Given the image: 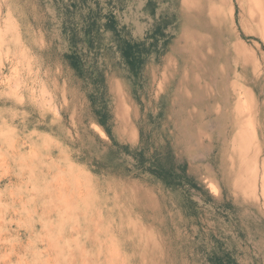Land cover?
I'll return each mask as SVG.
<instances>
[{
  "label": "rangeland",
  "instance_id": "rangeland-1",
  "mask_svg": "<svg viewBox=\"0 0 264 264\" xmlns=\"http://www.w3.org/2000/svg\"><path fill=\"white\" fill-rule=\"evenodd\" d=\"M263 107L264 0H0V264H264Z\"/></svg>",
  "mask_w": 264,
  "mask_h": 264
},
{
  "label": "trees",
  "instance_id": "trees-1",
  "mask_svg": "<svg viewBox=\"0 0 264 264\" xmlns=\"http://www.w3.org/2000/svg\"><path fill=\"white\" fill-rule=\"evenodd\" d=\"M137 46H138V44L125 43L124 46L122 47V53L127 58L129 65L138 63V61L136 60V56H134V52H133ZM132 60H134V61H132ZM133 62H135V63H133ZM135 65H133V66H135ZM77 71L79 74H82L80 68L79 69L77 68ZM90 98H91V101L93 102V100H94L93 95H91ZM98 122L101 126L104 125V119H100ZM139 156H141V152H139ZM153 173H155L157 176L163 178L168 183H171V180H174V176H177V175H175V173L172 174L171 172L170 173L169 172L164 173L165 175H163V171H160L158 168L154 169ZM192 186H196V185L194 184ZM209 260L212 262V264H237L229 255L216 256V255L212 254L209 257Z\"/></svg>",
  "mask_w": 264,
  "mask_h": 264
},
{
  "label": "bare ground",
  "instance_id": "bare-ground-1",
  "mask_svg": "<svg viewBox=\"0 0 264 264\" xmlns=\"http://www.w3.org/2000/svg\"><path fill=\"white\" fill-rule=\"evenodd\" d=\"M166 1V0H165ZM161 2V1H160ZM251 2V1H250ZM144 3V2H143ZM156 3V2H155ZM180 3V2H179ZM249 3V2H248ZM251 4V3H250ZM168 5V4H167ZM180 5V4H179ZM252 6H253V4H251ZM125 6V5H124ZM232 6V5H231ZM252 6H251V8H252ZM155 7V6H154ZM170 7V6H169ZM181 7V6H180ZM116 8V7H115ZM131 8V7H130ZM167 8V7H166ZM218 8H219V6H218ZM233 8V7H232ZM182 9V8H181ZM253 9H254V6H253ZM137 10V9H136ZM168 10V9H167ZM213 10V9H212ZM255 10V9H254ZM160 11V10H159ZM256 11V10H255ZM134 12V11H133ZM136 12V11H135ZM139 12V11H138ZM190 13V12H189ZM136 16H137V13H136ZM169 16V15H168ZM208 16V15H207ZM215 17V16H214ZM144 20V19H143ZM142 20V21H143ZM210 20V19H209ZM212 20V19H211ZM173 22V21H172ZM209 22V21H208ZM158 23V22H157ZM174 24V23H173ZM159 26V25H158ZM157 26V27H158ZM222 27V26H221ZM158 29V28H157ZM156 30V29H155ZM159 30V29H158ZM196 30V29H195ZM153 31V30H152ZM189 31V30H188ZM215 31H217V29L215 30ZM157 32V31H156ZM161 32V31H160ZM181 33V32H180ZM173 34V33H172ZM261 34V33H260ZM156 35H158V33L156 34ZM182 36V35H181ZM163 37V36H162ZM180 37V36H179ZM37 40V39H36ZM179 43V42H178ZM240 44V43H239ZM185 45V44H184ZM186 46V45H185ZM159 48V47H158ZM180 49H181V47H180ZM157 50V49H156ZM183 51V50H182ZM191 51V50H190ZM186 53V52H185ZM156 54V53H155ZM170 57H172V56H170ZM169 57V58H170ZM186 57H188V56H186ZM168 58V60L170 61V59ZM172 59V58H171ZM186 59V58H185ZM173 60V59H172ZM132 61H134V60H132ZM133 63H135V62H133ZM189 63H190V61H189ZM136 64V63H135ZM135 64H132V65H135ZM174 64V63H173ZM189 65V64H188ZM167 67V66H166ZM191 67V66H190ZM192 68V67H191ZM186 69V68H185ZM183 70H184V67H183ZM183 70H182V72H183ZM192 70V69H191ZM185 71V70H184ZM163 72V71H162ZM140 73V72H139ZM172 73H173V70H172ZM192 74V73H191ZM165 75V74H164ZM182 75V74H181ZM180 76V75H179ZM162 78V77H161ZM165 78V77H164ZM165 79H167V78H165ZM164 79V80H165ZM168 80V79H167ZM117 81V80H116ZM183 81V80H182ZM184 81H186V80H184ZM193 81V80H192ZM210 81H212V80H210ZM166 82V81H165ZM177 82V81H176ZM231 82V81H230ZM115 83V82H114ZM140 83V82H139ZM202 83V82H201ZM213 83V82H212ZM229 83V82H228ZM178 84V83H177ZM231 84V83H230ZM158 85H160V84H158ZM179 85V84H178ZM229 85V84H228ZM116 86H118V85H116ZM119 87V86H118ZM157 88H159L158 86H156ZM178 87V86H177ZM176 87V88H177ZM181 87V86H180ZM210 87V86H209ZM230 88H231V86H229ZM115 88V87H114ZM173 88H175V87H173ZM183 88H184V84H183ZM180 89V88H179ZM192 89V88H191ZM195 89V88H194ZM202 89V88H201ZM233 89V88H232ZM160 90V89H159ZM178 90V89H177ZM226 90V89H225ZM116 91V90H115ZM199 91V90H198ZM202 91V90H201ZM117 92V91H116ZM188 92V91H187ZM209 92V91H208ZM224 92V91H223ZM230 92H231V90H230ZM233 92V91H232ZM173 93H174V91H173ZM210 93V92H209ZM239 93V92H238ZM233 94V93H232ZM194 95V94H193ZM227 95V94H226ZM209 96V95H208ZM211 96V95H210ZM207 97V96H206ZM226 97V96H225ZM236 98V97H235ZM234 98V99H235ZM231 99V98H230ZM175 100V99H174ZM180 101V100H179ZM223 101V100H222ZM226 101H228V100H226ZM236 101V100H235ZM234 102V101H233ZM233 102H231V103H233ZM253 102V101H252ZM174 103V102H173ZM181 103V102H180ZM249 103V102H248ZM234 104V103H233ZM174 105V104H173ZM185 105V104H184ZM182 106V105H181ZM233 106V105H232ZM231 106V107H232ZM251 106V105H250ZM180 108H182V107H180ZM234 108V107H233ZM252 108V107H251ZM263 109H264V107H263ZM231 110V109H230ZM229 110V111H230ZM212 111V110H211ZM210 111V112H211ZM236 111V110H235ZM238 111V110H237ZM246 111V110H245ZM250 111H252V110H250ZM209 112V113H210ZM241 112V111H240ZM240 112H238V113H240ZM244 112V111H243ZM247 112H249V111H247ZM246 112V113H247ZM230 113H231V111H230ZM232 113H234V112H232ZM237 113V112H236ZM245 113V112H244ZM245 113V114H246ZM186 114V113H185ZM234 115V114H233ZM241 115V114H240ZM243 115V114H242ZM241 115V117H243ZM232 116V115H231ZM245 116V115H244ZM253 118H257V117H259L260 116V112L258 111V110H254V111H252V115H251ZM225 117V116H224ZM239 117V116H238ZM246 117V116H245ZM219 119V118H218ZM231 119V118H230ZM212 120V119H211ZM233 120V119H232ZM244 120V119H243ZM254 120V119H253ZM218 122V121H217ZM240 122V121H239ZM243 121L241 120V123H242ZM253 123H254V121H252ZM215 123V122H214ZM228 124V123H227ZM254 125H255V123H254ZM256 127H257V130L260 132V134H259V132H257L256 131V133L257 134H259V137L261 136V134L262 135H264V126L263 125H260V123L259 124H256ZM254 134V133H253ZM243 136V135H242ZM252 136V135H251ZM184 144H186V143H184ZM255 144H256V142H255ZM185 146V145H184Z\"/></svg>",
  "mask_w": 264,
  "mask_h": 264
}]
</instances>
